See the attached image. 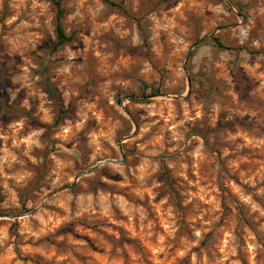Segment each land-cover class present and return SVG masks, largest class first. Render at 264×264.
Wrapping results in <instances>:
<instances>
[{
	"label": "clouds",
	"instance_id": "1",
	"mask_svg": "<svg viewBox=\"0 0 264 264\" xmlns=\"http://www.w3.org/2000/svg\"><path fill=\"white\" fill-rule=\"evenodd\" d=\"M0 264H264V0H0Z\"/></svg>",
	"mask_w": 264,
	"mask_h": 264
}]
</instances>
